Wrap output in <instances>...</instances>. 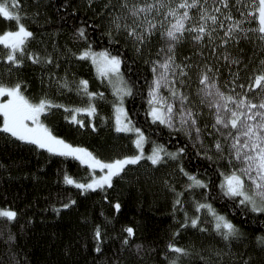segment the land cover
Returning <instances> with one entry per match:
<instances>
[{
    "label": "trees",
    "instance_id": "trees-1",
    "mask_svg": "<svg viewBox=\"0 0 264 264\" xmlns=\"http://www.w3.org/2000/svg\"><path fill=\"white\" fill-rule=\"evenodd\" d=\"M244 2L237 4L236 0H231L234 16L239 17L237 9L243 10ZM104 3L105 0H93L91 5L88 0H21V12L27 13L22 15V22L34 33L26 51L34 50L41 56L51 54L54 61L34 62L24 56V63L15 65L0 60V81L26 82L22 87L33 99L47 94L60 103L79 105L86 100L75 90L76 81L80 77L88 79L89 88L103 96L95 98L97 112L94 115L78 114L84 126L65 119L69 112L59 107L51 108L42 119L56 135L88 147L101 158L130 154L135 148L133 136L114 128V97L110 88L96 74L90 60L73 55L88 44L95 50L107 48L122 57V72L133 89L127 99V110L136 126L149 137L145 152L151 151L153 141L165 144L171 151L183 146L185 152L179 159L166 158V163L157 165L146 158L126 165L124 171L113 178L111 186L85 192L64 181L65 173L76 179H87L86 166L77 159L49 153L0 130V206L12 207L18 212L11 222L0 218V264H169L177 255L167 248L170 241L189 250L187 255H180L179 264H264V244L257 239L264 236V214L246 210L222 195L224 159L209 160L200 155L204 149L199 143L194 144L179 130L154 123L146 113L148 89L153 80L151 61L163 59L167 52V42L160 35L159 26L139 52L123 30L120 33L113 30L114 39L110 41L109 18L101 14ZM112 3L118 4V0ZM152 15L159 19L155 10ZM81 24L86 27L88 42L73 35ZM14 27V22L0 17V31ZM217 32L222 35L223 30L217 29ZM161 45H165L163 52ZM3 51L4 46L0 44V54ZM224 51V46L213 49L208 43L200 45L188 33L177 42V62L192 65L191 78L185 88L193 93V99L199 87L195 78L196 64L207 61L219 68L221 87L227 91L229 86L224 81L233 79L229 68L232 72L239 68L237 85L246 84L249 73L264 56L260 41L252 33L227 46L231 55L244 57L241 65L224 60ZM245 63L247 68L243 67ZM65 75L69 88L59 83ZM232 91L241 89L236 87ZM93 123L95 129L91 127ZM213 155H216L214 151ZM180 162L187 171L206 178L208 187L186 188L188 177L181 173ZM173 187L183 193L182 203L175 207ZM69 200L75 203L60 208ZM116 201L120 202L119 209L115 208ZM196 201L210 203L238 226L241 235L226 241L214 228L213 217L207 209L197 213ZM185 212L189 217L198 214L207 230L190 224L181 228ZM202 212L209 223L202 221ZM97 225L103 237L100 252L95 250L93 239ZM127 226L133 228L134 234L127 245H122ZM9 232L15 236L14 240L7 239ZM137 243L142 245L140 251L135 248Z\"/></svg>",
    "mask_w": 264,
    "mask_h": 264
},
{
    "label": "snow or ice",
    "instance_id": "snow-or-ice-1",
    "mask_svg": "<svg viewBox=\"0 0 264 264\" xmlns=\"http://www.w3.org/2000/svg\"><path fill=\"white\" fill-rule=\"evenodd\" d=\"M92 3L93 0H88L89 5ZM236 3L241 4L242 0H236ZM242 7L243 10L237 9L240 15L236 17L232 13L231 0H176L175 3L173 0H118V4L105 0L101 14L109 18V40L114 39L113 30L115 33L123 30L132 39L137 52L151 39L159 26L160 35L167 42V52L164 53L163 59L151 61L153 80L148 89L147 115L154 123L163 124L170 130H179L194 144L199 143L204 151H196L207 159H226L229 169L221 173L224 177L220 183L222 195L231 198L246 210L264 214V56L255 70L249 73L246 84L237 85L239 68L236 72L229 68L233 79L230 82L224 81L229 86L227 91L221 87L219 68L207 61L196 64L195 78L199 87L195 91L196 99H193V93L185 88L191 78L192 65L177 62L175 55L176 44L184 39L185 33L200 45L208 43L213 49L224 46L222 58L238 66L242 64L244 57L231 55L227 51L230 43H238L242 36L247 37L252 33L260 41L261 49H264V0H245ZM154 10L159 19L152 15ZM22 15L26 16L27 13L21 12V0H0V17L15 24L14 28L0 31V44L4 46L0 60L22 65V57L27 56L34 62H53L51 54L41 56L37 51H26L29 38H33L34 33L22 22ZM249 24L252 26L249 27ZM217 29L223 30L222 35ZM73 35L88 42L84 24L77 27ZM217 40L218 43H213ZM164 47L165 45H161V52ZM73 55L90 60L96 74L111 85L116 96L113 103L114 128L117 132L134 134L133 152L107 159L101 158L88 147L71 143L56 135L50 125L42 119L43 114L49 113L51 108L59 107L68 110L69 115L65 119L84 126V121L78 119V114L94 115L97 112L95 98L103 96L99 91H92L88 79L84 77L76 81L75 90L86 100L79 105L60 103L47 94L33 99L26 95L22 87L26 82L0 81V130L19 141L46 149L49 153L77 159L86 166L87 179H76L65 173L64 181L85 192L111 186L113 177L120 175L126 165L136 164L144 158L153 165L166 163V158L179 159L180 154L185 152L183 146L171 151L165 144L153 141L151 151L145 152L144 145L149 137L142 128L136 126L123 103L124 97L131 95L133 89L121 71V55H114L107 48L95 50L90 44L73 52ZM243 67L247 68V64H243ZM59 83L65 88L70 87L66 75ZM162 87L167 89V95L161 91ZM236 87L241 91H232ZM202 106L207 107V113ZM205 117H210L211 121L204 119ZM91 127L95 129L96 125L93 123ZM205 137L210 143H205ZM178 167L181 173L188 177L186 188L208 187L206 178L201 179L196 173L187 171L182 162ZM96 170H99L100 174H97ZM173 191L176 192L175 207L176 204L182 203L180 197L183 193L174 187ZM72 203L75 201L69 200L68 204H61L60 208H68ZM120 207V202L116 201L115 208ZM195 208L197 213L200 209H207L211 213L214 228L226 241L241 235L238 226L210 203L196 201ZM17 215L16 209L0 206V218L11 222ZM188 224L207 230L200 223L198 214L189 217L185 212V219L180 227ZM179 230L176 229V232ZM125 231L127 235L124 236L122 245H127L134 234L131 226H127ZM7 239L14 240L15 236L9 232ZM93 239L95 250L100 252L103 237L98 225L94 228ZM257 239L264 244V236ZM135 248L140 251L142 245L137 243ZM167 248L177 254L169 260V264H179L180 255H187L189 251L171 241Z\"/></svg>",
    "mask_w": 264,
    "mask_h": 264
},
{
    "label": "rangeland",
    "instance_id": "rangeland-1",
    "mask_svg": "<svg viewBox=\"0 0 264 264\" xmlns=\"http://www.w3.org/2000/svg\"><path fill=\"white\" fill-rule=\"evenodd\" d=\"M121 71H122V69H121ZM123 73V72H122ZM123 76H124V74H123ZM100 77V76H99ZM102 79V78H101ZM102 81L106 84V85H108V87L110 88V90H111V92H112V94H113V97H114V101L116 100V96H115V93L112 91V87H111V85L107 82V80L106 79H102ZM152 83V82H151ZM161 91L165 94V95H167L168 93H167V89H165V88H163L162 87V89H161ZM128 96L129 95H126L125 97H124V101H123V103H124V106H125V108L127 109V99H128ZM202 107H204V110L206 111V113H207V111H208V109H207V107L206 106H202ZM80 118L82 117V116H79ZM206 119H208V121L210 122L211 121V118L210 117H207ZM114 125H115V115H114ZM132 134V136H133V138H134V134L133 133H131ZM205 143H210V140L207 138V137H205ZM145 150V149H144ZM228 169H229V165L227 164V160L226 159H224V172H226V171H228ZM97 171V174H100V172H99V170H96ZM114 178V177H113ZM90 190H94V189H90ZM203 213V216H202V221H204L205 222V224L206 223H209L208 222V218L207 217H205L204 215V213L205 212H202Z\"/></svg>",
    "mask_w": 264,
    "mask_h": 264
}]
</instances>
